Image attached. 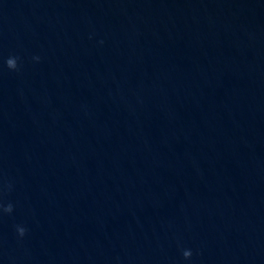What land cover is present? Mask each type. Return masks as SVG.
<instances>
[{"label": "water", "instance_id": "water-1", "mask_svg": "<svg viewBox=\"0 0 264 264\" xmlns=\"http://www.w3.org/2000/svg\"><path fill=\"white\" fill-rule=\"evenodd\" d=\"M0 264H264V0H0Z\"/></svg>", "mask_w": 264, "mask_h": 264}, {"label": "clouds", "instance_id": "clouds-1", "mask_svg": "<svg viewBox=\"0 0 264 264\" xmlns=\"http://www.w3.org/2000/svg\"><path fill=\"white\" fill-rule=\"evenodd\" d=\"M34 59H38V57L34 58ZM6 66L8 69L10 70H15L17 68V58L16 57H9L7 60H6ZM4 212H8L10 213L12 211V205L9 204L7 207H5L3 209ZM17 232L20 236H23L24 233H25V229L22 228V227H18L17 228ZM183 257L185 259L189 258L191 256V252L189 250H185L183 251L182 253Z\"/></svg>", "mask_w": 264, "mask_h": 264}]
</instances>
